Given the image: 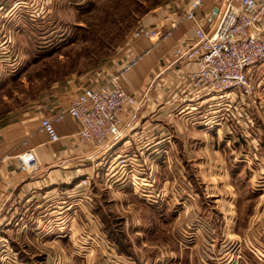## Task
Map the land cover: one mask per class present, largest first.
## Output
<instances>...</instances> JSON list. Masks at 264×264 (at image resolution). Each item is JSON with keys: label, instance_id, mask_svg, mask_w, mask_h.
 Returning <instances> with one entry per match:
<instances>
[{"label": "crops", "instance_id": "0c3cea01", "mask_svg": "<svg viewBox=\"0 0 264 264\" xmlns=\"http://www.w3.org/2000/svg\"><path fill=\"white\" fill-rule=\"evenodd\" d=\"M209 2L203 0L194 20L180 19L170 37L156 46L150 48L143 37H130L118 48L117 54L121 56L107 75L119 72L124 62L147 51L120 79L132 102L123 109L119 138L91 149L72 137L76 127L67 115L55 120L79 90L105 77H98L93 71L95 76L90 81L77 78L57 83L44 100L0 122V254L10 252L19 264H56V257L62 255L63 238L67 237L70 242L85 221L90 226L89 243L95 248L90 249L82 264H264L261 260L264 229L260 228L264 212L257 213V220H251L254 213L249 214V208L242 217L234 211L237 200L230 192L232 186L223 179L226 168L233 176L235 168L231 159L226 161L222 154L223 142L228 146L231 141L237 145L232 132L239 134L236 139H243L242 135L247 137L250 131L256 137L254 146L258 145L264 152V122L260 120H264V63L259 70L251 72L255 96L242 100L241 105L232 95L218 101V96L196 93L189 83V74L196 70L194 61L198 54L195 31L197 24L207 29L218 9L217 6L209 9ZM8 4L0 9V33L6 30L4 23L17 12L33 19L47 12L43 0H33L31 6L26 7ZM160 11L149 10L140 19L139 28L163 26L168 11ZM177 48L180 49L178 54L175 53ZM241 109L248 110L249 117H241ZM212 117L217 118L215 122ZM41 118L51 122L60 138L58 142L48 143L46 135L37 131ZM246 148L247 154H252L251 148ZM28 149L33 150L37 162V171L33 173L24 172L15 160ZM106 153L110 154L109 165L101 167L97 173L105 172L106 195L95 188L90 195L87 194L89 189L79 194L82 191L76 188L75 175L72 178L70 175L83 167L90 172L106 158ZM133 155V164L119 168L110 166L118 156ZM140 172V176L149 179L145 185L146 195L133 194L135 197L130 198L122 189L129 174L137 176ZM161 173L170 174V182L161 179ZM210 176L217 177V182L210 181ZM181 178L189 187H183L185 183L179 182ZM169 187L170 202L175 198L176 189L188 191L186 196L196 201L198 212L208 218L213 235L223 243L189 248L176 242V228L198 213H165L168 201L162 195L168 193L162 191ZM132 189L134 192V186ZM72 194L75 198L67 201L70 202L68 208L62 211L63 197ZM74 201L76 204L70 209ZM137 202L149 207L150 212L140 214L136 210ZM96 203H101L109 219L120 222L125 246L120 248L108 239L99 216L93 211ZM114 207L118 209L117 214ZM63 215L70 223L66 233L62 229ZM242 221L246 223L240 230ZM163 222L166 224L161 228ZM149 231L163 238L167 234L166 242L149 246L143 240L139 243L143 233ZM101 234L115 246L116 255L112 259H108L110 255L102 248ZM132 237H136V243Z\"/></svg>", "mask_w": 264, "mask_h": 264}, {"label": "rangeland", "instance_id": "374dc122", "mask_svg": "<svg viewBox=\"0 0 264 264\" xmlns=\"http://www.w3.org/2000/svg\"><path fill=\"white\" fill-rule=\"evenodd\" d=\"M32 1L0 0V9L6 8L9 2V6L14 4L15 7L18 3L26 7L27 4L31 6ZM43 1L47 12L43 13L42 16L39 15L38 18L33 19L26 14L17 12L4 23L6 30H1L0 122L7 116L17 115L22 109H29L35 102L44 100L45 95H49L50 90L57 83L77 78L83 82H88L95 74L98 77L106 76L121 56L117 54L118 48L123 46L126 38L130 39L131 37V39H134L132 37L133 32L139 29L140 19L149 10L167 11L168 5H170V12H174L178 17L183 18V12L189 2V0ZM222 2L223 0H210L208 3L209 9L212 6L220 7ZM92 71L95 72L94 75ZM214 118L212 117L213 122L217 119ZM260 120L264 122V120ZM233 133V140H236L237 145H233L232 141L229 146L223 142L222 154L223 157L227 158L226 161L231 159L235 172L234 176L230 172V175L233 176L231 177L226 168L223 181H227L232 186L230 192L233 194V199L237 200L234 211L242 217V214H245L249 208L248 213H254L251 220H257V213L264 212V152L259 149L258 145L254 146L256 137L252 131L248 132L247 137L242 135L243 139L240 137L236 139L239 134L236 135L235 132H232L231 135ZM236 143L234 142V144ZM246 147L251 148L252 154H247ZM104 173V171H100L98 177L92 180L87 192L88 195L92 193L94 188L106 195L103 186ZM133 173L129 174L130 178L128 177L122 190L130 198L135 196L144 197L146 195L145 185L149 179L140 176L141 172L137 176ZM161 174V179L170 182V174ZM210 178V181L217 182V177L212 178L210 176ZM179 182L185 183V186L182 184L180 186L189 187L188 182H185L183 178ZM131 184L134 186V192H132L133 186L131 187ZM176 190L172 202H170V187L162 191L164 194L168 193L167 196L162 195L168 201L165 213L176 215L181 212L198 213L194 218L185 221L176 228L178 230L175 233L177 235L176 242L189 248L197 245H206V247L216 245L220 239H216L213 235V230L207 221L208 218L198 212L196 201H192L191 198L186 196L188 191L185 188ZM81 191L79 194L83 193L82 189ZM72 197L75 198V195L63 197L62 211L68 208L70 202L67 201ZM81 197L76 196V198ZM75 204V201L72 202L69 208L71 209ZM98 208L100 210L99 217H101L100 223L103 227L115 230V222L118 220L106 219L105 222L102 217L107 216L99 205ZM215 208L216 206L213 205L212 209L215 210ZM136 210L140 214L150 212L149 207L142 202L136 203ZM114 211L116 214L118 213V209H115V207ZM86 212L89 213L90 211L87 209ZM142 223L140 222V226H142ZM245 223L246 221L241 222L240 230L244 229L243 224ZM81 224L82 229L78 228V235L70 238L71 243L67 237L63 238L62 255L56 257V264H82L89 256L90 249L95 248V245L89 243L91 241H89V237L92 238L90 232H88L90 226L85 221ZM165 224L166 222H163L160 225L161 228ZM69 227L70 223L64 220L63 215L62 229L65 230L64 233L68 232ZM260 228L264 229V221H262ZM132 233L135 235V231H132ZM118 234L119 232L115 233L116 238H119ZM143 234V238L139 239V243L143 240L148 246L155 245L160 241L166 242L168 236L166 234L163 238L157 236L156 232L152 233V231ZM135 238L132 237L134 243H136ZM167 242L170 243V238ZM219 242L223 243L222 240ZM96 243L100 246L99 242L96 241ZM149 250L151 251V249ZM150 255L154 256V253L152 252ZM112 258L113 255L108 257V259ZM261 260L264 262V257H261Z\"/></svg>", "mask_w": 264, "mask_h": 264}, {"label": "built area", "instance_id": "2783aa9c", "mask_svg": "<svg viewBox=\"0 0 264 264\" xmlns=\"http://www.w3.org/2000/svg\"><path fill=\"white\" fill-rule=\"evenodd\" d=\"M202 6L203 0H191L183 12V18H180L170 12L168 5L166 23L163 26L139 28L133 32L132 37L145 38L152 48L170 37L180 19L194 20L195 13ZM214 18L207 29L197 24L195 39L198 54L194 61L196 70L189 74V83L200 96H218V101H221L225 96L232 95L241 105L242 100L255 96L256 87L251 72L259 70L264 63V0H223ZM175 53H180V49L177 48ZM146 54L147 51L134 56L122 64L119 72L83 87L69 100L55 120L67 115L76 127L72 137L81 140L91 149H97L105 142L119 138L123 109L132 102L120 79ZM241 110V117H249L248 110ZM37 131L46 135L48 143H56L60 139L47 118L39 120ZM109 157L110 154L106 153V158L90 172L85 167L75 170L70 178L75 175L76 188L88 191L92 180L98 177V170L109 165ZM15 160L24 172L37 171L32 149L19 154ZM127 163H135V156H118L110 166L119 168ZM100 237L104 238L103 250L115 256L113 243L102 234ZM8 253L0 254V264H19L15 256Z\"/></svg>", "mask_w": 264, "mask_h": 264}, {"label": "trees", "instance_id": "16d2710c", "mask_svg": "<svg viewBox=\"0 0 264 264\" xmlns=\"http://www.w3.org/2000/svg\"><path fill=\"white\" fill-rule=\"evenodd\" d=\"M99 206H100V209L102 210V208H101V203H99L98 204ZM98 205H97V203H96V206L93 208V211L98 215V216H100L99 214H100V210H99V208H98ZM103 213H104V211H103ZM105 215H106V213H104ZM107 216V215H106ZM99 218H101V217H99ZM102 219H104V221L106 222V219L107 220H112V219H109L108 217H102ZM101 219V220H102ZM103 220H102V222H104ZM117 221V220H116ZM116 224V229L115 230H110V229H106V228H104V231L107 233V237H108V239L111 241V242H114V243H116V245H118V246H120V248H121V246H125V243L123 242V237H122V235L120 234V222L119 221H117V222H115ZM119 232V238L117 237L116 238V236H115V233H118ZM120 249H118V251H119Z\"/></svg>", "mask_w": 264, "mask_h": 264}, {"label": "water", "instance_id": "95a60500", "mask_svg": "<svg viewBox=\"0 0 264 264\" xmlns=\"http://www.w3.org/2000/svg\"><path fill=\"white\" fill-rule=\"evenodd\" d=\"M218 13V9H215L213 15L215 16Z\"/></svg>", "mask_w": 264, "mask_h": 264}]
</instances>
